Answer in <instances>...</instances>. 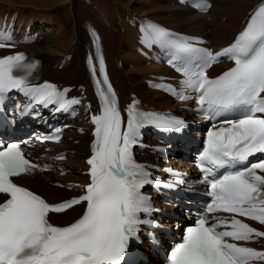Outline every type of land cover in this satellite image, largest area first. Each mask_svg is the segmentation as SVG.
<instances>
[{
    "label": "snow or ice",
    "instance_id": "6c2138e0",
    "mask_svg": "<svg viewBox=\"0 0 264 264\" xmlns=\"http://www.w3.org/2000/svg\"><path fill=\"white\" fill-rule=\"evenodd\" d=\"M194 6L200 11L211 7L206 0ZM141 32L142 42L158 45L167 63L182 76L179 91L171 85L154 87L180 101L194 99L205 120L221 118L219 126L208 129L196 160L210 203L194 226L186 227L181 242L168 255L169 264L264 261V251L237 243L264 237V231L240 219L264 226V159L250 162L251 157L264 155V3L248 16L232 42L217 52L152 22L143 23ZM10 41L11 31L0 30V49L12 47ZM95 43L99 44V37ZM222 58L231 66L210 77L208 69ZM96 60L98 70L91 57L89 64L100 110L91 117L94 140L86 161L90 182L84 194L50 204L18 185L13 178L49 170L51 165L28 159L19 143H0V195L4 197L0 202V264H122L141 226H153L151 219L142 218L154 211L151 198L142 190L161 184L152 179L147 166L134 159L133 149L146 126L178 132L186 124L175 117L144 112L135 100L126 110L125 124L99 50ZM37 68L38 62L29 61L22 52L0 57V104L13 91L28 99L25 111L54 105L55 111L67 112L81 103L67 98L69 89L60 90L50 82L33 83ZM228 114L238 118L228 119ZM61 131L55 128L37 140L59 142ZM80 204L86 207L79 219L62 227L50 223L51 213H65Z\"/></svg>",
    "mask_w": 264,
    "mask_h": 264
},
{
    "label": "bare ground",
    "instance_id": "6f19581e",
    "mask_svg": "<svg viewBox=\"0 0 264 264\" xmlns=\"http://www.w3.org/2000/svg\"><path fill=\"white\" fill-rule=\"evenodd\" d=\"M24 1L0 0V16L12 8L14 11H18L17 8L19 7L27 9L28 5L24 4ZM88 1L89 3H85L83 0H61L58 2L57 4L62 2L67 5L63 8H66L71 17L69 27H66L58 35L45 36L47 32L40 33L37 42L26 47L29 51L35 50L46 63L43 65V78L49 79L47 77L49 74L65 75L69 79L58 83L68 86L87 81L81 61L85 54L83 47L87 42V35L82 24L88 22L100 32L111 76L121 99L125 101L129 93H134L141 98L143 103L154 106H169V100L166 97L146 91L140 83L145 73L166 74L168 70L162 66L150 69V66L146 64L147 62L143 60V56L135 52V47L139 45V41L130 22L135 18H149L165 27L181 32L191 35H205L210 41V47L218 49L231 41L247 12L262 0H213V6L208 15L210 20L208 21L206 20L207 17L195 15L188 9L175 5L172 0ZM33 15L34 13H32ZM123 28L124 31H121ZM66 55H72L71 61L66 62L63 68L58 70ZM119 61L121 67L115 63ZM80 63L81 67L79 66ZM221 68L224 69L225 67ZM220 70H216L214 74ZM78 139L81 143L79 146L75 147L72 143L64 142L59 146L60 150L82 149L87 137H79ZM67 165L71 168L70 162ZM78 166L82 167L80 164ZM68 179L82 180L83 178L73 171L72 177ZM29 186L33 190L43 193L53 202L69 197L68 193L48 186L45 181L39 178L30 181ZM79 212L80 209H75L59 217L60 223L70 222L78 216Z\"/></svg>",
    "mask_w": 264,
    "mask_h": 264
},
{
    "label": "rangeland",
    "instance_id": "374dc122",
    "mask_svg": "<svg viewBox=\"0 0 264 264\" xmlns=\"http://www.w3.org/2000/svg\"><path fill=\"white\" fill-rule=\"evenodd\" d=\"M60 1L61 0H25L23 3L28 5L27 9L25 7H22V9L21 7H19V5L16 4L19 7L17 8L18 11H14V8H12L11 10H9V12H5L3 15H9L18 12L21 18H24L26 21L29 19L27 22L30 23L32 21L33 25L37 24L38 26L40 24L38 20H41L45 22L49 26L47 28L50 29L48 30V32L46 31L47 33L44 32L46 33L45 36H48V34H50L49 36L58 35L66 27H69L71 20V17L67 13L66 8H63L67 6L66 3L61 2L57 4ZM32 13H34V17L32 16ZM26 21H24V23H26ZM20 22L22 21L20 20ZM34 52L39 55L35 50H33V53ZM47 77L49 79L52 78L51 80H54L56 82H64L69 79L65 75L56 76L53 74H49Z\"/></svg>",
    "mask_w": 264,
    "mask_h": 264
}]
</instances>
